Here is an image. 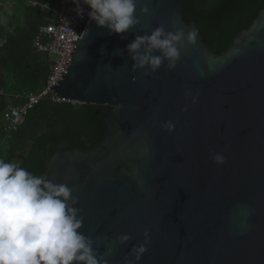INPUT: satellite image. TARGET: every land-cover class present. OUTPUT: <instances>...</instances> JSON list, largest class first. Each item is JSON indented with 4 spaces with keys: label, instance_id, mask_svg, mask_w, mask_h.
<instances>
[{
    "label": "water",
    "instance_id": "obj_1",
    "mask_svg": "<svg viewBox=\"0 0 264 264\" xmlns=\"http://www.w3.org/2000/svg\"><path fill=\"white\" fill-rule=\"evenodd\" d=\"M184 1L138 0L139 23L123 34L82 18L71 62L51 88L68 103L94 106L106 131L89 151L55 153L45 177L73 189L79 231L112 245L109 264L131 258L145 230L150 243L137 264H264V7L220 57L198 34L179 49L174 70L133 71L125 46L137 35L173 23L192 28ZM169 120L172 133L163 127ZM122 233L131 237L123 245L115 241Z\"/></svg>",
    "mask_w": 264,
    "mask_h": 264
},
{
    "label": "clouds",
    "instance_id": "obj_2",
    "mask_svg": "<svg viewBox=\"0 0 264 264\" xmlns=\"http://www.w3.org/2000/svg\"><path fill=\"white\" fill-rule=\"evenodd\" d=\"M83 3L88 6L89 19L114 34L126 33L139 23L138 0H83ZM139 11L148 13L147 4L140 6ZM76 12L82 17L84 9L77 5ZM170 28L157 26L150 34L137 35L125 46L134 62L133 71L141 69L147 76L162 65L169 71L176 68L179 49L196 44L198 29L193 26L185 32L175 23ZM87 34L85 29L83 35ZM154 51L159 54L154 55ZM203 75L199 73L201 78ZM184 95L191 97L193 104L197 103L198 97L190 89H185ZM187 110L185 105L182 111ZM163 127L168 133L175 129L170 120ZM143 153L147 154L146 148ZM209 158L217 165L225 162L224 155L218 152L211 153ZM133 175H138L137 169H133ZM77 204L78 197L66 183H56L0 158V264H109L112 245L105 243L101 236L94 240L79 231L84 217L81 209L75 207ZM142 235L143 241L129 251L131 258L124 256V264H137L147 251L149 233L145 230ZM130 238L129 234L122 233L115 241L123 245ZM101 244L104 252L99 251Z\"/></svg>",
    "mask_w": 264,
    "mask_h": 264
},
{
    "label": "trees",
    "instance_id": "obj_3",
    "mask_svg": "<svg viewBox=\"0 0 264 264\" xmlns=\"http://www.w3.org/2000/svg\"><path fill=\"white\" fill-rule=\"evenodd\" d=\"M263 7L264 0H185L182 18L198 29L209 53L220 57L237 34L250 28ZM45 12L26 0H0V89L11 104L16 103V95L43 86L46 59L32 44L39 26L49 22ZM94 113L92 105L53 103L44 98L26 113L10 139L0 136V158L14 159L29 172L45 176L49 160L58 151H89L102 141V127Z\"/></svg>",
    "mask_w": 264,
    "mask_h": 264
},
{
    "label": "built area",
    "instance_id": "obj_4",
    "mask_svg": "<svg viewBox=\"0 0 264 264\" xmlns=\"http://www.w3.org/2000/svg\"><path fill=\"white\" fill-rule=\"evenodd\" d=\"M28 4H37V0H26ZM77 5L84 9L83 16H78ZM89 9L83 0H59L53 21L41 25L33 40V48L45 56L47 75L43 86L34 92L23 96L16 95L11 104L9 101L2 110L1 133L3 140L10 139L12 134L24 122L26 113L36 106L42 99L48 98L53 103H68L61 96H57L51 88L56 85L71 60L70 51L76 36L75 30L80 26L82 18L88 17ZM89 18V17H88ZM9 98L0 89V100Z\"/></svg>",
    "mask_w": 264,
    "mask_h": 264
},
{
    "label": "crops",
    "instance_id": "obj_5",
    "mask_svg": "<svg viewBox=\"0 0 264 264\" xmlns=\"http://www.w3.org/2000/svg\"><path fill=\"white\" fill-rule=\"evenodd\" d=\"M54 1H56V2H54ZM57 2H58V0H51V1L50 0H47V2L46 1H43V2L40 3L37 0V4H39L40 8H42V9H44L46 11L45 12V15L46 16L49 15L47 17V19L49 20V22L53 21V19L55 18L56 8L58 6V3ZM26 3H27V1H26ZM1 84H2V82L0 81V86H1ZM7 103H8V98L0 101V113L6 107ZM0 132H1V116H0ZM0 136H2V133H0ZM1 146H2V139H0V147Z\"/></svg>",
    "mask_w": 264,
    "mask_h": 264
},
{
    "label": "flooded vegetation",
    "instance_id": "obj_6",
    "mask_svg": "<svg viewBox=\"0 0 264 264\" xmlns=\"http://www.w3.org/2000/svg\"><path fill=\"white\" fill-rule=\"evenodd\" d=\"M94 114L97 116V120L99 121V123H100V125L102 127V133H103V136H104L106 130H105L104 126L101 123V118H100L99 115L96 114V112Z\"/></svg>",
    "mask_w": 264,
    "mask_h": 264
},
{
    "label": "rangeland",
    "instance_id": "obj_7",
    "mask_svg": "<svg viewBox=\"0 0 264 264\" xmlns=\"http://www.w3.org/2000/svg\"><path fill=\"white\" fill-rule=\"evenodd\" d=\"M54 2H56V1H54ZM57 3H59V0ZM0 101H2V100H0ZM1 149H2V147L0 148V151H1ZM4 154H5V152L2 153V155H4ZM9 162H14V159H10Z\"/></svg>",
    "mask_w": 264,
    "mask_h": 264
},
{
    "label": "bare ground",
    "instance_id": "obj_8",
    "mask_svg": "<svg viewBox=\"0 0 264 264\" xmlns=\"http://www.w3.org/2000/svg\"><path fill=\"white\" fill-rule=\"evenodd\" d=\"M1 115H2V112H1Z\"/></svg>",
    "mask_w": 264,
    "mask_h": 264
}]
</instances>
